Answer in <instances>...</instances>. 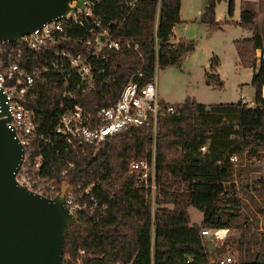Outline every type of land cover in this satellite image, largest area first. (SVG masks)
<instances>
[{
    "label": "trees",
    "instance_id": "1",
    "mask_svg": "<svg viewBox=\"0 0 264 264\" xmlns=\"http://www.w3.org/2000/svg\"><path fill=\"white\" fill-rule=\"evenodd\" d=\"M180 4L181 0H139L129 10L121 0H99L95 13L122 49L110 52L106 72L98 77L102 83L80 100L89 114L113 103L138 71L143 74L141 80H150L156 64L160 68L179 67L183 54L194 50L192 40L180 38L174 43L169 39L173 26L181 22ZM215 5L216 0H207L200 21L219 28ZM233 9L234 0H228L229 15ZM256 17L252 10H240L234 24L252 36L233 42L239 64L253 69V106L241 100L206 105L186 97L174 103L173 113L160 117L155 139L151 130L136 127L109 136L96 152L89 148L79 157L64 154L63 150L50 155L45 152L53 172L62 169L65 161H75V167L61 178L63 182L99 178L103 190L95 194L106 204L97 219L85 213L75 215L65 233L62 264H77L78 260L80 264H208L210 258L221 253H217L219 247L208 246L200 230L240 227L239 200L228 196L221 201L218 195L232 176L230 157L235 155L240 160L245 152L264 144V58L257 62L255 57L263 41ZM205 83L218 90L224 86L215 73H207ZM57 96L47 85L32 103L42 122L49 114L56 119ZM152 146L156 172L168 175L172 169L177 171L175 193L156 200L153 210L144 190L134 186L133 178L124 177L129 161L144 153L150 158ZM61 158L63 163H59ZM227 204L233 211L221 210ZM190 206L203 213L201 223L191 222ZM237 249L242 251L241 240ZM186 256L191 258L189 262ZM238 259L235 264H241Z\"/></svg>",
    "mask_w": 264,
    "mask_h": 264
},
{
    "label": "built area",
    "instance_id": "2",
    "mask_svg": "<svg viewBox=\"0 0 264 264\" xmlns=\"http://www.w3.org/2000/svg\"><path fill=\"white\" fill-rule=\"evenodd\" d=\"M79 1L82 8L77 5ZM121 1L131 10L139 0ZM98 2L71 0L64 15L16 40H0V119L6 120L23 148L15 173L16 183L48 200H55L62 186L67 185L63 203L68 212L74 216L85 213L95 219L106 208L95 194L103 190L101 180L83 177L76 182H63L61 178L75 167V161L69 159L62 169L53 172L48 155L63 150L64 154L79 157L89 148L96 152L109 136L136 127L151 130L155 139L160 117L174 112V104L166 102L165 106V101L158 96L154 78L141 80V71L126 82L113 103L98 108L93 114L80 103L85 94L95 91L102 83L98 77L106 72L110 52L122 49L121 43L103 26L101 16L95 13ZM125 46L130 48L129 43ZM255 57L257 62L264 58V46L256 49ZM47 85L58 93V101L54 102L57 112L56 119L49 114L42 122L32 103ZM261 95L264 98V86ZM240 98L247 106L254 105V101L245 100L243 94ZM153 149L154 146L150 158L144 153L130 160L124 174L134 179V186L144 190L152 210L156 200L163 199ZM45 152L49 154L46 156ZM230 161L235 164L238 159L232 155ZM63 162L61 158L59 163ZM108 197H112V193H108ZM226 232V228H202L200 235L223 242ZM83 252L81 250L80 254ZM190 259L186 256V262ZM232 260V252L227 251L210 258L208 264H231Z\"/></svg>",
    "mask_w": 264,
    "mask_h": 264
},
{
    "label": "rangeland",
    "instance_id": "3",
    "mask_svg": "<svg viewBox=\"0 0 264 264\" xmlns=\"http://www.w3.org/2000/svg\"><path fill=\"white\" fill-rule=\"evenodd\" d=\"M207 0H182L183 16L190 19L187 27H181V32L190 36L195 43V48L186 57L182 67L166 66L158 69L155 74L158 96L166 102H180L187 96H194L205 103L218 102L221 99L233 101L238 92L229 80L224 83L222 89H211L204 83V70L212 56L218 55L231 62L232 40L247 36L246 30L234 24L223 29L210 26L200 21L199 10L204 9ZM241 0H234V12L228 13V0H216V20L238 18ZM255 9L260 16L259 32L264 46V0H259ZM196 19V20H195ZM233 48V47H232ZM234 50V49H233ZM226 77L230 78L227 72ZM247 71L241 72V79H247ZM245 100H253V87L250 85L243 90ZM174 104V103H173ZM160 174L161 195L170 198L175 193L177 186L175 178L177 171L172 169L168 175ZM228 196H235L240 203V215L238 216L240 227L227 229L223 242H215L204 238L210 248H224L221 253L232 252L231 264H264V144L254 146V149L245 152L240 160L233 164V172L230 181L223 185L218 199L225 200ZM220 201V202H221ZM221 210L233 211L227 205L221 206ZM188 213L191 222L201 223L203 213L190 206ZM205 229V228H203ZM242 241V251L239 252L238 242ZM228 246V249H226Z\"/></svg>",
    "mask_w": 264,
    "mask_h": 264
},
{
    "label": "water",
    "instance_id": "4",
    "mask_svg": "<svg viewBox=\"0 0 264 264\" xmlns=\"http://www.w3.org/2000/svg\"><path fill=\"white\" fill-rule=\"evenodd\" d=\"M69 1L0 0V40H16L64 15ZM22 155L15 132L0 119V264H62L67 226L75 220L63 203L67 185L55 200L19 186Z\"/></svg>",
    "mask_w": 264,
    "mask_h": 264
},
{
    "label": "crops",
    "instance_id": "5",
    "mask_svg": "<svg viewBox=\"0 0 264 264\" xmlns=\"http://www.w3.org/2000/svg\"><path fill=\"white\" fill-rule=\"evenodd\" d=\"M259 2V0H241V4H240V9H239V13H238V18L236 20L234 19H225L224 21H219L221 24L219 26V29H223V24L222 22L225 24L226 27H229L230 25H234L235 21H238L239 19V15H240V10L243 9H247V10H252L256 13V24H257V28H258V32H259V21H260V16L259 14L257 15V10L255 9L257 3ZM207 3V1H206ZM206 5V4H205ZM204 5V7H205ZM234 12V10H233ZM202 10H199V16H201ZM179 17L181 22L176 23L173 28H172V33L169 37L170 42H178L180 38H186L187 40H190V36L186 35V33H182L181 32V27L186 28L187 27V21H190V19L185 18L183 16V10H182V0H181V4H180V10H179ZM196 20V19H195ZM239 27V26H238ZM240 28V27H239ZM241 29V28H240ZM247 36H241L240 38H249L252 36V33L250 31H246ZM260 34V32H259ZM240 38H235L232 40V45H230V49L232 50L231 54V62L228 63L227 60H225V58L223 57V54L221 55L222 57H219L218 55H214L210 58L209 63L206 65V69L204 70V83L206 81V75L207 73H215L219 76L220 80L223 81V83H225L227 85V83H229V80H232V85L235 88V90H237L238 92V96L235 100L233 101H237V100H241L240 95L244 93V89H246L249 86L252 74H253V69L252 68H245L242 67L239 64V58L237 56L235 47L233 42L237 39ZM193 41V40H192ZM194 42V41H193ZM233 47V48H232ZM234 49V50H233ZM191 52V51H190ZM190 52H186L183 54V56L181 57V64L179 67H182V65L184 64V61L186 59V57L190 54ZM164 68V67H163ZM158 69H162L160 68L157 64L155 65V69H154V75L153 78L155 80V74L156 71H158ZM247 71L248 74V78L247 79H241V72H245ZM227 72L230 73V78L226 77ZM156 82V81H155ZM206 85V83H205ZM207 87L213 89L212 87L206 85ZM190 97L191 99H194L200 103H204L206 105L209 104H214V103H223V102H232V101H227L224 99L219 100L218 102H211V103H205L204 101H199L196 97L194 96H187ZM186 98V97H185ZM166 102V101H165ZM182 102V101H180ZM168 103H178V102H168Z\"/></svg>",
    "mask_w": 264,
    "mask_h": 264
}]
</instances>
